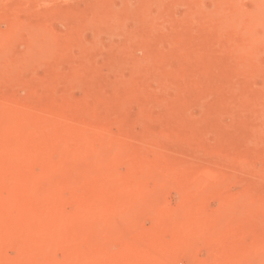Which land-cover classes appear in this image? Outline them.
Here are the masks:
<instances>
[{"label":"bare ground","instance_id":"6f19581e","mask_svg":"<svg viewBox=\"0 0 264 264\" xmlns=\"http://www.w3.org/2000/svg\"><path fill=\"white\" fill-rule=\"evenodd\" d=\"M135 1V3L132 0L119 2L109 0L103 3L93 1L87 9L80 7L66 12L67 14L61 17L69 25L66 36L57 35V30L53 33L46 27L50 25L43 21L42 16L45 14L40 16L41 14L36 11L39 20L35 21V17H32L33 10L30 12L24 10L27 16L20 18L13 13L20 8L14 4L11 6V3L10 6H5L3 3L4 5L0 7V20L4 21L5 28L0 27V83L15 80L21 75V70L34 66V59L36 64H43L48 55L50 59L53 56L55 59L64 55L70 56L74 47H79L80 53L97 50L100 41L96 35L90 43L84 41L82 34L80 36V31L85 27L95 29L98 34L102 30L112 31L116 26L119 28L126 18H134L139 24L136 34L147 40L150 30L156 29L154 23L160 15L158 14L157 20L155 17L158 11L161 12L163 9H160L162 0ZM183 1L189 3L192 8L184 18L178 17L180 24L183 23V26L179 27L187 24L190 29L195 27L198 32L197 36L189 34L192 39L190 41L198 43L213 39L215 46L217 47V44L220 46L216 53L220 54V49L222 53L223 51L231 55L238 53L239 60L234 58L241 64L238 68L243 67V62L247 59L242 49L243 44L247 40H252V46L255 47L260 41L259 39L258 43L256 42V33L251 26L254 24L252 21L260 19L256 17L257 13L254 14L255 10L247 11L241 0H212L211 5L208 4V0ZM255 2L253 1V4ZM22 3L26 4L25 1ZM258 3L254 4V7ZM167 7V11L170 12V6ZM174 7L171 11L175 10ZM21 9L23 10V7ZM48 11H44L47 19L50 17L49 14L47 17ZM41 12L44 13L42 10ZM164 17L166 18L165 15ZM182 18L183 20H180ZM179 22L176 24L172 22L175 24L174 32L179 29L177 28ZM188 27L186 29H189ZM161 28L160 30H164ZM251 43L247 47L251 46ZM110 45L109 51L113 52L115 48L117 50L116 46ZM244 46L246 47V44ZM262 47L264 48V42ZM258 49L260 51V46ZM254 50L250 57L255 53L257 55ZM231 55L228 54L229 58ZM252 60L257 65L258 61L253 57ZM128 61L129 59L123 58L120 62L112 64L119 69L128 66L131 70L127 80H118V84L128 90L126 95L131 97L142 95V92L148 90V86L145 85L146 78H162L161 74L146 68L141 61L132 63ZM248 63H244L246 65L244 66L250 68L252 63L250 65ZM57 75L51 74L47 80L48 84L58 80ZM235 100L233 105L236 106L245 103L243 95H239ZM261 103L259 102L260 105ZM36 106L38 104L31 101V98L22 101L12 96L4 97L0 103V264H235L233 260L221 262V259L211 258L212 256H208L205 261L200 260L201 258L198 260L197 254L195 255V244L199 241L204 243L220 239L238 223L246 222V217L262 215L264 206L258 204L257 196L249 193L250 197L246 194L229 197L217 208L210 209L206 205L208 200L206 194L210 191H205L220 187L223 174L209 170L208 173L196 172L187 175L185 182L183 181L187 185L178 184L177 187L181 196L180 205L171 210L169 207L167 209L163 203L161 205L154 201V193L163 190L166 185V180L165 183L163 180L166 177L176 179L181 175L180 165L183 163L170 165L171 158L170 161L167 157L152 158L150 154L148 157L151 158H145L146 155L138 153L144 156V159L141 162L139 160L140 163L136 159L139 164L135 165L133 163L135 149L130 152L124 144L117 141L119 139L108 137L105 134L106 125L84 122L80 115H74V112H66L65 116L58 105L55 107L49 105L46 111L48 109L57 115L62 113L63 119L53 118L55 121H49L35 115ZM42 107L40 108L43 109ZM76 109L74 108L75 113ZM70 113L72 118L74 117L73 120L79 123L67 122V115ZM72 118L71 120L68 118L69 121H73ZM261 130L259 128V131ZM262 132L260 133L263 134ZM122 163L128 165V170L126 169L124 174L117 168ZM202 178L204 183L201 181ZM148 179L154 181L153 187L148 186ZM77 190L85 192V195L75 199ZM97 190H105V193L97 195ZM71 192H75L74 198L73 195H67ZM68 204H74L76 209L67 212ZM143 217L151 221L150 227L141 224L140 220L143 219L142 222L145 220ZM22 219H25V223L19 225L18 222ZM166 235L169 240L164 238ZM116 244L120 245L117 251L113 249ZM82 245L85 249L81 248ZM8 246L18 247L19 253L16 258L6 256L5 248ZM57 248L63 251L64 257L61 260L55 257ZM221 249L219 250L222 252ZM243 256L250 258V261L254 256H264V242L261 249L248 250Z\"/></svg>","mask_w":264,"mask_h":264},{"label":"rangeland","instance_id":"374dc122","mask_svg":"<svg viewBox=\"0 0 264 264\" xmlns=\"http://www.w3.org/2000/svg\"><path fill=\"white\" fill-rule=\"evenodd\" d=\"M24 1L26 4L22 3ZM46 1L47 0H0V7L4 5L3 3H5V6H10L9 3H11V6L14 4L20 9L13 13L17 16L19 15L18 17L20 18L27 16L24 10H28L29 12L33 10L32 17H35V21L39 20L38 13L41 14L40 16L45 14L42 16L43 21L46 25L48 24L51 26L46 27L53 33H55L54 31L56 30L59 31L60 33L56 31V33H58L57 35L62 34L66 36V31L69 32V25L61 18L67 14L66 12L72 11L73 9H80V7L81 9H87V6L93 1L103 3L109 0ZM132 1L134 3L136 2L135 0ZM242 1L246 10L248 9L249 12L255 10L254 14L257 13L258 15L255 14L257 15L256 17L260 18L258 21L256 19L251 22L254 23L251 26L256 33V42L260 39V41H258L259 44H255V47L252 46V40H247L243 44L244 48L242 49L247 57L243 62V67L238 68L240 64V62L237 61L239 60L238 56H240L238 53H233V56L227 51H223L222 53L221 49L219 52L220 54L222 53L221 55L216 53L220 46L217 44L216 47L213 39H211L213 42L204 40L202 42L193 43L190 41L192 39L189 34L197 36L198 32L195 27L190 29L187 24L180 28L179 26H183V23L180 24L178 19L179 16L180 18H184L187 12H190L192 7H190L191 5L189 3L183 0H165V2L162 0V7L159 8L163 9L161 12L158 11L155 19L157 20L159 17L158 14L160 18L157 21L154 20L156 21L154 23L156 26L154 28L156 29H154V31L153 29L150 30V38L148 37L147 40H143L141 36L136 34L139 24L134 18H126L123 23L120 24L119 28L116 26L112 31L102 30L99 31L98 34L95 29L85 27L80 31V36L82 34L81 37L84 41L90 43V40L96 35L100 41V47L97 50H87L84 53H80L79 47H74L72 48V54L70 56L64 55L65 57H58V59H55L56 57L54 58L53 56V58L50 59L48 55L46 57L47 59H45L46 61L44 60V65L40 63L36 64L37 62L34 59V66L21 70L20 72L23 74L19 72L21 77L18 75L19 77L12 80L13 82L0 83V103H2L4 97L7 96L17 97L22 101L25 99L30 100L31 98V101H35L38 104V106H36L37 111L34 109L36 111H34V113L37 117H44L49 121H55L59 118L63 119L61 118L62 113H58L57 115L56 113L50 112L48 109L46 111L49 105L53 107L58 105L65 116L67 114L66 112H74V115H80L84 122L90 124H104L107 126L105 134H107L108 137L113 136L112 138L116 137V140L119 139L117 141L124 144L130 152L135 149V151H133L136 154L133 157V163L135 165H138L141 160L144 159L143 157L145 155V158L154 156L166 159L165 157H167L169 161L171 158L172 161H170V165L177 164V162L180 164L183 163L180 165L182 167V169H180L181 173L179 172L182 176L179 175L181 177L179 178L178 176L177 178L179 179L177 181V178L171 179L166 177L163 180L164 183L166 180V185H164L163 190L161 189V192L154 193V201L161 205L163 203L167 209L170 208L171 210L180 205L181 196L177 191V187L181 184L187 185V183H184L186 177H188L187 175L196 172L208 173L209 170L223 174L222 188L220 185V187L214 190L205 191H210L206 194V196H208L206 205L210 209L217 208L223 200H227L229 197L232 198L233 196L244 194L248 195L249 193L253 196H257L258 198L255 197V201L258 199L257 201L259 203H257L264 206V201H259V199H264V126L261 125L264 124V48L262 47V43L264 42V30H260L264 29V23H260L264 21V11H262V9H264V5L262 6L264 0H262V2H259V0H241V3ZM253 1H256L254 4L259 2L260 4L258 3L259 5H257L260 8L257 5L254 7ZM207 2L209 5L212 4V0H208ZM167 6H170L169 8L171 9L175 6V10L171 11L170 9V12H168ZM154 8L155 6L153 9ZM40 9L43 12L50 11L47 13V17L50 16L48 18L50 21L46 18V13H42ZM256 9L258 10L256 11ZM52 10L53 12H51ZM36 11L38 13H36ZM259 13L260 15L263 14L262 17H260ZM174 14L178 16L175 15L174 17ZM51 17H54L53 20ZM183 18L180 20H183ZM44 19H47L46 21L48 22ZM159 20L161 21L158 22ZM40 22H42V20ZM172 22L175 24L179 22L177 26L179 29L177 32L173 31L175 24ZM160 24H162L161 27H163L164 30H160L162 29ZM255 26L258 27L260 31L258 28H255ZM0 27L5 28L3 20H0ZM187 27L189 29H186ZM170 35L172 36L170 37ZM248 42L251 43L252 48H250L251 46L247 47L250 44ZM88 43L86 42L87 45ZM110 44H112L113 47L116 46L117 50L115 48L113 52L109 51ZM245 44L246 47L244 46ZM256 46H260V51ZM246 48L248 49L246 50L247 52L245 51ZM253 48L258 50L255 51ZM253 50L257 52V55L254 52L255 54L250 57ZM258 52H260V54ZM247 53L250 54L246 55ZM228 54L229 56L231 55L230 58ZM234 57H236L237 60H235ZM252 57L261 63L257 62L256 65ZM123 58L129 59V63L141 61L146 68H150L158 74H161V80L157 79V77L146 78L147 80H145L147 82L145 81V85L148 86V90L142 92L143 96L141 94L137 96L134 95L133 97L126 95L128 94V90L123 87V85L118 84V82L120 80H127L131 70H129L128 66L120 69L112 66L114 62H120ZM48 59H50V61ZM247 61H249V63ZM236 62L237 64H234ZM246 62L248 65L252 63L250 66L254 67H250L251 69L249 66L245 67V64H247ZM254 63L256 66L253 65ZM244 68L246 70L248 69L247 72ZM238 70L242 72H238ZM238 73H241L243 77ZM51 74H58V80L56 79V81H52L48 84L47 80ZM237 76L238 78L236 79ZM230 78L234 79L231 80ZM17 79L20 82H18ZM30 81L32 83L34 81V83L30 84ZM234 90L236 92H234ZM239 95L244 96L245 103L241 106L233 105L236 101V97ZM52 97L55 100H52ZM261 101L263 102L261 103ZM44 106H46L45 109ZM74 108H77L76 113ZM261 112H263V114H260ZM68 118L71 120V113L67 115V122L69 124L79 123L73 120L74 117L72 120L75 123L69 121ZM258 127L262 130L259 131ZM252 134L253 136H251ZM255 136H257V140H255ZM138 153L144 156L142 157V155L140 154V156ZM149 154L151 157H148L150 156ZM136 159L138 162L140 160V162L138 163ZM117 168L119 172L124 174V172L128 170V165L122 163L119 164ZM201 181L204 183L203 178ZM147 182L149 187L154 186L153 180L148 179ZM261 191L263 194H261ZM75 192H77V195ZM75 192H71L70 194L67 193V195H73V198L74 195H76L75 199L85 195V192L80 190ZM103 193H105V190H97V195H103ZM248 196L250 197V195ZM74 209H76L74 204H68L66 206L67 212H73ZM263 214L264 213H262V215L246 217V222L235 225L226 236L221 237L222 239H216L217 241L212 240L213 242L210 240L204 243L200 241L196 242V252L194 251L195 255L197 254L196 258L198 260L201 258L200 260L204 259L205 261L208 259V256H212L211 258L218 257L221 259V262L227 260L230 262L233 260L235 264H264V256H254L251 261L250 258H244L243 256L244 252L246 253V251L255 248L261 249V245L263 246ZM143 218L145 219V217ZM253 218L256 221L253 220ZM142 220H140V222L144 224L143 226L147 228L148 226L150 227L151 221H149V219H145L143 222ZM24 223L25 219L19 220L18 222L19 225H23ZM164 238L169 240L168 235ZM223 239H225V241ZM224 242H226V244ZM14 247L8 246L5 248L6 256H10L11 259H13L12 257L16 258L19 253L18 247H15L16 249H14ZM118 247H120V245L118 246L116 244L113 249L117 251ZM81 248L85 249V246L82 245ZM220 248L223 249H221L222 252L219 250ZM56 251V259H63L64 255L62 249L57 248ZM229 251L231 252L229 253ZM241 260L246 261L243 262Z\"/></svg>","mask_w":264,"mask_h":264}]
</instances>
